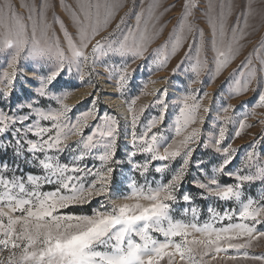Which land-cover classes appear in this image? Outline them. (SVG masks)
I'll return each mask as SVG.
<instances>
[{
  "label": "snow or ice",
  "instance_id": "1",
  "mask_svg": "<svg viewBox=\"0 0 264 264\" xmlns=\"http://www.w3.org/2000/svg\"><path fill=\"white\" fill-rule=\"evenodd\" d=\"M127 5L128 0H30L22 5L24 14L12 0H0V264H264V253L251 251L264 241V194L244 190L257 181L264 185V165L252 163L253 150L242 169L229 168L238 150L225 140L236 106L204 91L202 79L207 75V83H214L241 54L249 29L255 31L250 20L259 15L264 22V0L259 9L257 0H184L168 39L151 50L165 27L157 28L161 5L153 0L145 8L143 0H131L117 20ZM185 46L171 69V76L188 79L181 96L170 101L168 87L149 91L157 83L149 79L125 101L123 125L101 110L99 77L123 98L137 72L132 65L142 61L140 69L147 67L149 75L165 71ZM229 81L228 99L257 93L251 104L239 106L248 111L235 139L256 126L248 118L264 109V39ZM85 86L92 89L89 105L76 112L83 101H67ZM141 96L152 100L138 108ZM170 104L178 113L166 122ZM150 108L157 114L146 117ZM205 123L218 127V134H205ZM257 123L262 130L251 149L264 143V118ZM122 139L127 143L119 158ZM201 148L218 157L211 170L195 159ZM197 196L212 203L202 209ZM204 211L208 219L201 222Z\"/></svg>",
  "mask_w": 264,
  "mask_h": 264
},
{
  "label": "rangeland",
  "instance_id": "2",
  "mask_svg": "<svg viewBox=\"0 0 264 264\" xmlns=\"http://www.w3.org/2000/svg\"><path fill=\"white\" fill-rule=\"evenodd\" d=\"M13 3L16 5L17 11L20 13L26 14V9L22 7V5L26 2H30V0H12ZM56 2L59 4L61 0H56ZM67 3H73V0H65ZM153 0H143L145 8H147V5L152 3ZM155 2L159 3L161 5L159 11L163 12L164 14L159 20V24H157V28H159L161 25H164L162 34L158 37V39L155 40V42L151 45V49H156L159 46L163 45L165 41L168 39L169 34L172 32L174 26L177 24V20L181 14L182 6L184 4V0H155ZM240 0H238V3ZM140 0H137V4L139 5ZM262 0H257V7L258 9L261 7ZM174 7H171L173 6ZM131 7V0H128V5L121 9L120 13L117 16V20H119V17L124 15L125 12L128 11V8ZM164 9H170L167 12H164ZM57 14L59 17L65 21V23L69 27V31H74L72 28L66 14L63 12V10L59 7L56 9ZM199 16L200 14L197 13ZM49 16L51 17V13H49ZM234 19V18H233ZM145 20H147V13H145ZM135 21L134 19H131L128 21L129 24H133ZM148 26L151 29L152 21L148 20ZM250 24H252L255 28V31L252 29H249L251 34L247 37L245 41L242 43L244 44V47L242 49L241 54L230 64V66L227 68L225 72L221 76H219L214 83H207L208 77L207 75L203 76L202 79L206 81V83L203 86V90L207 91L209 93L218 94L220 97H224L226 99L227 103H231L234 106H236V111L234 113H229L230 116L233 117L232 121L228 124L227 128V135L225 143H231L232 147L237 149L238 151L235 154V159L232 161V163L229 165V168L231 170H239L244 167V161L246 159V154L248 151H255L257 159L254 160L252 163L255 165L257 161L259 164L264 165V143H257L255 145L254 149L249 148V145L252 144V141L254 137H256L262 130V126L257 123L258 119L264 118L261 117L259 114L264 113V109H256L257 115L249 116L248 123L255 124L256 126L249 129L246 133L242 134L240 137L233 139L232 135L236 128H238L239 121L244 118V112L248 111V108L241 109L239 106L242 102L248 101L249 104H251L255 98L257 93L253 91H249L247 94L235 97L232 99H228V93L232 87V82L229 81L228 83H225V81L228 79L229 75L234 72V70H237L241 64V61L245 59L246 56L249 55L253 51L254 48L257 47L259 42L264 39V22L261 21L260 16L258 15L255 19L250 20ZM144 26V23L142 22L141 27ZM203 26V24H202ZM115 27V22H113L112 26L107 30V32L103 33V35H107L108 32H111L113 28ZM57 33L59 34V25H56ZM187 51V47L183 50H181L176 56L172 57L168 64V68L165 71H155L151 75H149L148 68L145 67L143 71H141L140 66L143 64L142 61H137L136 64L132 65L133 68H137V72L134 75V78L132 82L128 86V90L125 93V96L123 98H120L113 87L110 86L109 82L105 80L104 76H101L98 78L99 80V87L102 89L104 95H102V104L100 105L101 110H107L111 114L116 115L121 119V124L124 123V117L127 116V104L126 100H130L132 97L139 94L140 86L143 81L146 80H155L157 83L155 84H149L148 90L151 91L154 88H164L168 87V98L169 100H174L176 97L181 96L185 89L188 86V79L183 75L179 74L178 76H171V69L175 67L183 58L184 52ZM99 71L103 72V69H98ZM106 75V74H105ZM168 76L169 81L167 84L164 80L161 79V77ZM236 79H241V76L239 72L236 74ZM192 88L199 89L201 88L200 84H193L191 85ZM255 87V85H253ZM92 91L89 87H78L75 93L69 98L67 101L70 105H77L78 101H83L82 103L77 105L76 112L83 111L86 107L89 105V99L86 98V94L88 92ZM152 100L151 96H141V98L137 101V107L139 108L141 105L148 103ZM205 104L209 103V100L204 101ZM219 109V99L216 101L215 110L213 111L212 115L213 117L217 116V112ZM178 113V107L171 105L169 108V116L166 119V122H171L174 115ZM156 109L150 108L146 111L145 116H152L156 115ZM220 115H223L220 113ZM147 121L142 118L141 123H146ZM219 123V122H218ZM140 129H138L139 131ZM203 130L205 134H207L209 131H213L218 134V127L216 129H212L210 126V123H205L203 125ZM127 141L122 139L118 145V157L123 158L125 155V145ZM195 159H203L206 161L207 166L209 170H211V167L213 164H215L218 160V157H216V154H214L211 150H208L205 152V150L198 149L197 152L194 154ZM125 172H128V167L125 166ZM195 173V170H193ZM249 171L254 172L255 167H253L251 170L244 168V172L248 173ZM151 175H156L155 173H151ZM47 190V189H45ZM185 190L191 191L190 185H185ZM245 193L250 196L258 197L261 194H264V185H261L259 181H257L254 184H246L244 186ZM198 191L192 192V194L197 195ZM212 203L211 201H202L197 196L196 204L200 208H204L206 204ZM234 206V205H233ZM92 207H95V203H93L90 206H86L81 211L88 212ZM177 218L179 217V214H177ZM201 222L208 219V214L206 211L202 212L201 214ZM189 239H192V237H189ZM252 252L256 254L264 253V241L260 242V245L258 247H254L251 249ZM228 264H260L259 261H244L240 260L237 262H228Z\"/></svg>",
  "mask_w": 264,
  "mask_h": 264
},
{
  "label": "trees",
  "instance_id": "3",
  "mask_svg": "<svg viewBox=\"0 0 264 264\" xmlns=\"http://www.w3.org/2000/svg\"><path fill=\"white\" fill-rule=\"evenodd\" d=\"M190 189H191V192L198 191V190H197V189H195V188H191V187H190Z\"/></svg>",
  "mask_w": 264,
  "mask_h": 264
}]
</instances>
